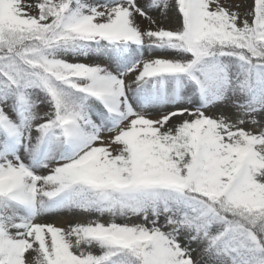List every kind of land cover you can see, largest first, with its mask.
Listing matches in <instances>:
<instances>
[{"label":"snow or ice","instance_id":"6c2138e0","mask_svg":"<svg viewBox=\"0 0 264 264\" xmlns=\"http://www.w3.org/2000/svg\"><path fill=\"white\" fill-rule=\"evenodd\" d=\"M241 7L0 0V264H264V0Z\"/></svg>","mask_w":264,"mask_h":264},{"label":"bare ground","instance_id":"6f19581e","mask_svg":"<svg viewBox=\"0 0 264 264\" xmlns=\"http://www.w3.org/2000/svg\"><path fill=\"white\" fill-rule=\"evenodd\" d=\"M228 3H232V4H236V3H239L241 4L243 7H241L240 11H244L245 8L249 7V4L251 5L252 3V0H227ZM164 26L166 27H175V20L174 19H169L168 21H165L164 22ZM147 55V53H146ZM54 222H56L58 225L62 224V220L61 218H58V217H53L51 218ZM66 219V218H65Z\"/></svg>","mask_w":264,"mask_h":264},{"label":"rangeland","instance_id":"374dc122","mask_svg":"<svg viewBox=\"0 0 264 264\" xmlns=\"http://www.w3.org/2000/svg\"><path fill=\"white\" fill-rule=\"evenodd\" d=\"M249 6H250V4H249ZM77 219H78V221L87 222V220L91 219V218L90 217H78Z\"/></svg>","mask_w":264,"mask_h":264}]
</instances>
